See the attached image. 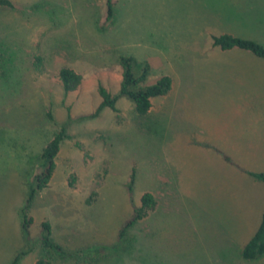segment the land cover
Masks as SVG:
<instances>
[{"label":"rangeland","instance_id":"374dc122","mask_svg":"<svg viewBox=\"0 0 264 264\" xmlns=\"http://www.w3.org/2000/svg\"><path fill=\"white\" fill-rule=\"evenodd\" d=\"M11 2L0 6V264L24 247L17 264H264L241 255L264 209V182L246 172L264 171V59L211 37L264 44V0H116L109 21L106 0ZM122 55L148 62L146 84L169 76L170 90L144 116L125 96L87 116L100 86L118 93ZM62 67L83 77L67 93ZM63 125L51 180L27 210V242L20 210ZM145 192L155 207L119 240ZM43 221L68 257L41 245Z\"/></svg>","mask_w":264,"mask_h":264},{"label":"trees","instance_id":"16d2710c","mask_svg":"<svg viewBox=\"0 0 264 264\" xmlns=\"http://www.w3.org/2000/svg\"><path fill=\"white\" fill-rule=\"evenodd\" d=\"M115 2L116 0H106L107 21L111 20L112 18ZM0 6L12 8L13 3L11 2V0H0ZM211 37L212 44L222 50L238 48L244 51H248L258 58L264 59V44L253 38L242 37L226 32L218 35H212ZM42 61L43 60L41 56L35 57V65L37 67H41L43 65ZM119 64L121 67V81L118 93L112 95L104 87L100 86L99 93L101 96V101L97 108L87 116L96 117L99 115L100 111L106 107L116 109V101L120 96H125L130 101H132L134 104L135 112L139 116H144L149 112L151 108V100L155 97L166 94L171 88L172 80L167 75L159 77L152 84L145 83L149 74V64L147 61H140L134 56L122 55L119 57ZM56 77L62 84V87L66 93L74 90L83 79L80 73L69 67L60 68ZM83 117L84 116H81V118ZM69 120L70 115L67 121ZM66 137H68L66 134V125H63L61 129L54 134L52 139H50V141H48V143L43 148L41 154L43 170L33 177V182L29 187L26 203L20 210L23 218V234L27 242H29L30 239L31 225V218L28 216L27 210L31 207L37 192L48 186L55 168V158L59 151L60 142ZM214 150L220 152L217 148H214ZM224 158L229 162L231 161L230 157L227 155H224ZM246 172L254 178L264 182V171ZM134 178L135 173L134 171H132L130 180L127 184V193L131 201ZM97 195V189L92 190L91 194L86 200V203H92ZM155 204L156 200L153 194L150 192H145L141 196L140 206L132 204V212L130 216L122 223L121 227L118 229V239L123 240L127 236L128 231L135 225V223L139 219L143 218L148 210L153 209L155 207ZM40 243L46 249L47 253L55 258L63 259L70 255V252L67 251L63 245L52 239L51 225L48 221H43L41 223ZM30 250L31 248L29 247L22 248L15 255L11 264H17L19 259L23 255L27 254ZM241 255L244 259H255L264 255V209L262 211L260 224L254 234L243 245ZM34 264H53V262L49 258L40 257Z\"/></svg>","mask_w":264,"mask_h":264},{"label":"crops","instance_id":"0c3cea01","mask_svg":"<svg viewBox=\"0 0 264 264\" xmlns=\"http://www.w3.org/2000/svg\"><path fill=\"white\" fill-rule=\"evenodd\" d=\"M215 152H217V151H215Z\"/></svg>","mask_w":264,"mask_h":264}]
</instances>
